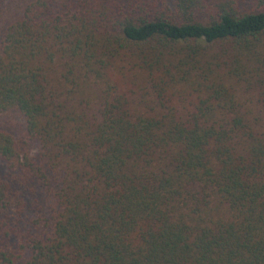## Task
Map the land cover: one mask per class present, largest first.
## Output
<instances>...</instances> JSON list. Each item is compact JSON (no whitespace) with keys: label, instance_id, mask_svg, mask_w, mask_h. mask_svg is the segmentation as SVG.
Here are the masks:
<instances>
[{"label":"trees","instance_id":"obj_1","mask_svg":"<svg viewBox=\"0 0 264 264\" xmlns=\"http://www.w3.org/2000/svg\"><path fill=\"white\" fill-rule=\"evenodd\" d=\"M0 264H264V0H0Z\"/></svg>","mask_w":264,"mask_h":264}]
</instances>
